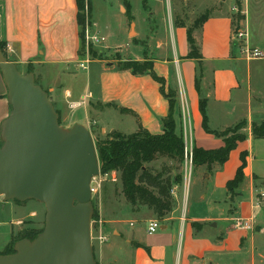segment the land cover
<instances>
[{"label":"crops","instance_id":"obj_1","mask_svg":"<svg viewBox=\"0 0 264 264\" xmlns=\"http://www.w3.org/2000/svg\"><path fill=\"white\" fill-rule=\"evenodd\" d=\"M89 1L92 12V3ZM127 3L131 7V17L128 12L122 11L124 6L125 10L127 9L126 2L117 0L120 12L127 16L123 17L124 24L120 25L126 27L130 35L136 19L133 4L130 0H127ZM226 4L227 0L220 7ZM229 5L232 7L234 1ZM239 6L242 7L243 15L239 21L233 19L231 14L214 11L202 26L194 31L202 54L201 60L187 57L190 52L188 24L177 23V20H174L175 22L171 20L175 48L171 56L169 54L152 56L154 52L159 53L164 46L163 42L157 43L152 53L145 52L143 56L127 53L125 56L126 59L151 61L156 74L165 79L166 88L177 92L176 132L183 135L185 143L192 150L194 147L216 149L224 145L221 139L207 132L203 126V115L200 110L202 97L207 99L208 126L211 130H219L241 121L247 124V139L238 143L237 148L230 153L228 161L221 168L215 165L217 167L213 173H209L210 177L207 180L201 179L206 176L205 165L196 167L195 180L204 186L210 179H214L211 188L215 191L219 185L220 188L226 189V197L229 200L227 182L236 175L241 164V153L247 152L245 179L249 187L244 191H248L250 202L243 200L244 191L240 189L241 193L237 198L242 200L237 203V199L236 206L232 205L235 202L231 203V214H223L203 222V218L188 216L189 206L186 208V201L191 197L189 186L187 187L185 182L181 185L173 184L172 210L168 214L170 222L163 224L161 221L160 228L164 231L170 227L176 230L180 223L183 225L186 222L189 223L190 235L194 236L196 232L200 234L199 232L203 231L207 235V240L197 238V246L192 247L193 254L188 255L185 264H190L192 258L198 259L202 255L213 260L215 264H223L224 256L230 251L229 231L235 217L249 219L253 214L258 220L257 225L262 227L259 210H254L252 202L255 194L254 176L264 178V167L257 166L259 160L264 161V151L258 153L256 150L257 145L264 148V138H254L252 124L264 121V102L252 86L251 69L245 70L243 66L245 60L240 54L235 33L240 28L247 29L251 45L264 52V0H242ZM178 7L179 0H176V12L179 10ZM150 10L151 15L154 14L153 8ZM77 15L76 0H0V42H4L7 48L4 54L17 65L27 68L30 64L33 66L35 77L43 82L44 89L49 92L61 116L68 109H78L81 121L79 123L85 124L89 116H92L95 117V122L100 123L103 132L107 128L110 132L111 129L101 121V116L111 109L123 113L121 108H125L130 110L128 114L135 116L138 125L141 124L151 134H161L162 119L168 115L170 105L161 92V84L149 73L134 74L131 70L119 69L114 64L109 65L108 62L104 64L102 59L88 61L85 58L80 59ZM90 29L99 35L98 31H101L99 22L91 18ZM102 37L106 39L105 36ZM115 49L120 51V48ZM0 83L1 141V123L10 114L11 108L4 92V88H7L1 74ZM229 117L235 119L228 122ZM9 201L11 200L5 201L2 196L0 197V224L6 225V222H9L13 227L12 232L8 231L7 239L0 246L2 249L0 253L10 247L13 237L22 231L21 225L26 220L13 217L6 219L13 210ZM29 216L35 218L37 212L31 211ZM196 222L200 224L199 230L194 226ZM213 222H228V226L220 231L219 225L213 226ZM15 226L18 227L17 231ZM116 231L113 230V234ZM243 241L241 249H237L236 252L244 247ZM140 244L136 247L138 258Z\"/></svg>","mask_w":264,"mask_h":264},{"label":"rangeland","instance_id":"obj_2","mask_svg":"<svg viewBox=\"0 0 264 264\" xmlns=\"http://www.w3.org/2000/svg\"><path fill=\"white\" fill-rule=\"evenodd\" d=\"M224 1L225 0H179V10L176 12V0H130L133 4V14L135 15L136 24H133L129 35L126 27L120 25L121 23L124 24L123 17L127 18V16L120 12L117 6V0H91L93 8L91 18L93 21L99 22L101 31H98L99 35H97L93 29H90L91 25L89 24V20H87L86 30H89L88 37L90 39L88 41L86 33V47L84 49L85 59L87 61L102 59L104 60V64H114L119 68L121 62L128 60L125 57L127 53L133 54V56H135L134 54L143 56L145 52L152 53L155 51V47L159 42H163L164 46L158 51V54L154 52L152 56H166L167 54L171 56L175 49L171 20H177L178 22L184 21L188 26H195L203 14L207 11L211 13L215 11L231 14L239 21L243 16L241 14L242 7L239 6V10L234 11L232 9L233 6L231 7L229 3L234 1L235 4V0H227L228 4L224 7H220L223 6L222 4ZM239 3L240 2H238V5ZM125 8V6L122 7V11L127 13L128 8L126 10ZM151 8H153L152 11L154 12L152 15ZM86 12L88 11L86 10ZM124 20L127 19L124 18ZM137 31L139 34H137ZM94 36H99L100 39L95 42L93 41ZM102 36H105L106 39ZM104 45H109V47H105ZM115 48H120V51ZM6 50L7 48H5V51ZM244 60L243 66L245 70L248 68L249 70L251 69L252 86L263 98L262 101L264 102V58L249 61L244 58ZM18 67L23 74L34 72L33 70H29V65L28 68L20 65H18ZM36 80L44 88L43 82L38 78H36ZM1 86L0 83V87ZM4 92L7 95V89L4 88ZM256 106H258L257 103ZM79 113L80 110L78 109H68L62 116L60 115L61 124L65 127H71L75 123L81 122ZM234 119L235 117H229L228 122H232ZM95 121V117L89 116L85 124L92 132L96 145L97 139L107 138L109 129L107 128L105 132H103L100 123ZM101 121L111 129L110 132L116 130L124 135L136 132L139 127L133 114L121 113L115 109H111L105 115L101 116ZM238 123L219 129L218 132L221 134L224 133L225 135L221 137L218 135L217 138L221 139L224 143V138L234 135L233 132L235 134L246 133L247 124H243L244 126L242 125L240 129L237 128L235 130V126H237ZM1 144L2 141H0V145ZM256 150L258 153H261V151H264V148L261 146L258 147L257 145ZM259 158L260 156L258 154V159ZM258 165L263 168L264 161L259 160L257 166ZM147 166L156 171H161L163 168L167 169L173 180H175L174 178L177 177L178 174L183 172V182L187 184V187L189 186V193L191 194L189 200L187 199L186 201V208L189 206V217H200L203 218V222H208V219L218 218L220 215H227V213L231 214L230 205L232 202L226 197V189L220 188L219 185H217L215 191L211 188L213 187L214 179H210L204 186L200 185V182L196 183V167L194 166L190 180L188 182L185 180V155L182 166L178 165L174 160L164 157L147 164ZM216 167L217 166L214 165L210 170L205 166L204 170H206V176L201 179L207 180L210 177L209 173H213L212 171H214ZM221 167L222 166L219 168ZM115 176L117 180H114ZM253 180L255 199L260 192H264V178L260 177L257 180ZM183 182L174 183L181 185ZM248 184V181L245 179L240 189L243 191L248 189ZM95 187L97 191L93 194L92 199L94 214L91 236L95 258L99 264H185L188 255L191 253L193 254V252H191L192 247L197 246V238L207 240L205 231L199 232L200 234L196 232L194 236L190 235L188 233L189 223L186 224V222H184V217L183 225L180 223L176 230L171 227L167 231L159 228L155 233L149 234L147 232V227L150 220L159 219L163 224H166L170 222L169 216L167 215L165 218H159L157 214L147 206L133 209L122 195L120 174L117 172L106 175L101 172L100 167ZM247 192L248 191H244L245 196L243 200L250 202V197ZM237 196H235L234 202L238 199ZM241 200L242 198H239L237 203ZM9 202H11L10 204H12L13 210L10 216H6V219H11L12 217L14 219H26L21 225L24 231H36L44 228L46 207L43 203L34 199L22 203H18L15 200ZM237 203L235 202L232 205L236 206ZM252 203H254V200ZM254 210H259V219L262 221V227L260 228V226L257 225L258 220H256L253 214H251L249 218L253 222L252 229L236 227L235 223H237L236 221H238L237 219H239V217L233 218L231 222L232 227L229 231L230 251L224 256L223 264H264V201L260 208ZM31 211L37 212L35 218L29 216ZM7 212H9V207ZM3 221H5V219ZM131 222H134L135 225L130 226ZM6 223V225L0 224V246L7 239L8 231L12 232L13 230L12 225L9 222ZM217 223L220 231L225 230L226 226L222 225V222ZM17 228L18 227L15 226V231H17ZM113 230H117L115 234H113ZM101 234L107 236L108 240L103 242L100 239ZM242 241L244 242V247L239 252H236L237 249H241ZM137 242H139V244L141 243V246H139V258L136 253V247L139 245ZM0 250L2 249L0 248ZM190 264H215V262L205 255H202L198 259L192 258Z\"/></svg>","mask_w":264,"mask_h":264},{"label":"water","instance_id":"obj_3","mask_svg":"<svg viewBox=\"0 0 264 264\" xmlns=\"http://www.w3.org/2000/svg\"><path fill=\"white\" fill-rule=\"evenodd\" d=\"M0 72L11 108L1 123L0 197L46 207L43 231L0 253V264H99L91 236V185L100 172L92 132L83 123L60 124L34 72L23 74L1 48Z\"/></svg>","mask_w":264,"mask_h":264},{"label":"trees","instance_id":"obj_4","mask_svg":"<svg viewBox=\"0 0 264 264\" xmlns=\"http://www.w3.org/2000/svg\"><path fill=\"white\" fill-rule=\"evenodd\" d=\"M126 2L128 14H130V4ZM78 7V25L80 36L79 58H85V35L87 28V20L91 25V4L89 0H76ZM239 6V5H238ZM86 10L88 12H86ZM88 14V19H87ZM211 12L207 11L201 16L195 26H188V42L190 45V52L188 58L197 60L202 59L199 45L194 37V31L202 26L204 21L208 19ZM235 16H233V19ZM185 24L186 22H177ZM89 26V25H88ZM0 48L4 50L6 44L0 42ZM201 63V61L199 62ZM119 69L131 70L134 74L149 73L151 76L161 84V92L169 101V113L162 119L163 132L161 134H151L139 124L138 130L129 135H124L119 131L109 132L107 138L97 139L96 150L100 161L101 172L108 174L117 172L120 174L122 184V195L133 209L136 207L147 206L152 209L159 218H165L172 210V187L174 182H183V172L178 174L173 180L169 175L167 169L163 168L161 171H156L147 166L151 162L159 158H170L178 165L184 163L185 140L183 135L176 132L175 108L177 103V92L166 88V81L164 78L158 76L154 71L151 61L128 59L121 62ZM29 70H33V66L29 65ZM37 82V80H36ZM38 83V82H37ZM199 86V79L197 80ZM200 110L203 115V126L205 130L216 137L218 135L224 136L218 130H211L208 126L207 115V99H200ZM58 111V110H57ZM123 113H130V110L121 108ZM59 122L60 117H59ZM245 121H241L235 126L240 129ZM244 126V125H243ZM224 138V145L216 149H204L201 147L193 148L192 164L193 167L207 166L208 169L214 165L223 166L229 159L230 153L237 148L238 143L245 141L248 137L246 133L235 134ZM252 135L254 138H264V121L261 123L254 122L252 124ZM247 152L241 153V164L237 169L236 175L233 179L227 182V190L230 194L229 201L234 203V198L240 194V188L245 180V168L247 166ZM255 179L259 177L254 176ZM17 201V200H15ZM18 203H22L17 201ZM194 226L199 230L200 224L194 223ZM44 229V228H43ZM20 231L13 237V242L2 254H9L14 252V244L16 241L23 238L34 239L40 232L43 231Z\"/></svg>","mask_w":264,"mask_h":264},{"label":"built area","instance_id":"obj_5","mask_svg":"<svg viewBox=\"0 0 264 264\" xmlns=\"http://www.w3.org/2000/svg\"><path fill=\"white\" fill-rule=\"evenodd\" d=\"M235 4L233 5L232 9L234 11L239 10L238 2H241L242 0H235ZM87 33V39L89 41L88 33L89 30H86ZM100 39L99 36H94L93 41H98ZM235 39L237 43L239 44V49H240V54L247 60H254V59H260L264 58V52L260 50L257 47H253L250 43V34L247 29H238L235 33ZM82 67H84V64L82 63ZM185 168H184V173H185V180L188 182L191 178V173L193 169V164H192V157H193V151L192 148H190L187 144L185 147ZM116 173V172H115ZM109 174V173H108ZM106 174V175H108ZM189 176V177H188ZM97 177L93 179L92 182V192L93 194L96 193V187H95V182H96ZM114 180H117V177H114ZM264 201V192H260L258 196L254 199L253 207L255 209H258L262 206ZM235 223L236 227L239 228H245V229H252L253 227V222L251 219H243L239 218ZM161 221L159 219H152L149 221V225L147 227V232L149 234L155 233L159 228H160ZM131 226H134L135 223L131 222ZM102 232V231H101ZM103 233V232H102ZM100 239L104 242L105 240L107 241L108 238L107 236H104L103 234L100 235Z\"/></svg>","mask_w":264,"mask_h":264}]
</instances>
